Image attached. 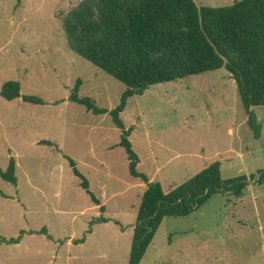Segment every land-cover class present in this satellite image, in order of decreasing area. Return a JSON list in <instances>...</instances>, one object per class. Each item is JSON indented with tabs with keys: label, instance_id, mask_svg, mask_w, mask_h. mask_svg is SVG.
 Instances as JSON below:
<instances>
[{
	"label": "rangeland",
	"instance_id": "374dc122",
	"mask_svg": "<svg viewBox=\"0 0 264 264\" xmlns=\"http://www.w3.org/2000/svg\"><path fill=\"white\" fill-rule=\"evenodd\" d=\"M79 1L0 0V89L7 81L20 87L12 100L0 95V170L12 157L16 176V184L0 176V264H128L144 182L130 175L122 130L109 112L97 115L68 100L77 80L79 97L107 110L125 90L68 47L62 18ZM234 1L194 0L212 7ZM252 110L259 137L222 67L151 85L127 99L120 118L131 128L137 170L167 192L214 161L223 179L262 174L264 105ZM246 184L244 190L258 188ZM242 196L214 194L188 216L164 217L138 264H264V193L253 202L248 190ZM101 215L106 222L90 225ZM19 235V243H7Z\"/></svg>",
	"mask_w": 264,
	"mask_h": 264
},
{
	"label": "trees",
	"instance_id": "16d2710c",
	"mask_svg": "<svg viewBox=\"0 0 264 264\" xmlns=\"http://www.w3.org/2000/svg\"><path fill=\"white\" fill-rule=\"evenodd\" d=\"M62 25L74 53L125 85L120 102L111 110L98 107L90 97H79L80 80L68 100L97 115L109 112L113 123L122 130L119 145L125 150L130 175L146 184L128 256V264H138L164 217L188 216L214 194L229 192L239 197L247 185L246 175L223 179L220 163L214 161L164 192L159 182L150 181L137 170L139 157L129 140L131 128L124 129L120 113L129 97L142 94L151 85L223 67L236 84L247 124L259 137L260 125L252 108L264 105V0H235L218 7L197 6L194 0H80L62 18ZM19 91L18 82L7 81L0 95L12 100ZM22 99L42 103L32 95H23ZM41 143L53 145L48 140ZM64 157L73 174L81 179V186L104 212V205L89 192V183L74 161ZM0 176L16 184L12 157L6 170H0ZM263 181L264 171L257 183ZM96 221L107 219L100 216ZM93 223L91 220L90 225ZM45 232L42 228L38 233L49 238ZM20 239L21 235L6 241L16 244ZM84 239L85 236L73 239V243Z\"/></svg>",
	"mask_w": 264,
	"mask_h": 264
},
{
	"label": "crops",
	"instance_id": "0c3cea01",
	"mask_svg": "<svg viewBox=\"0 0 264 264\" xmlns=\"http://www.w3.org/2000/svg\"><path fill=\"white\" fill-rule=\"evenodd\" d=\"M260 176V175H259ZM258 176V177H259ZM258 177H257V179H258ZM136 179H139V178H136ZM257 179H256V185H258L257 187L258 188H262L261 190H259L258 188H254L253 186H255V185H250L247 189H245V190H243L244 192L243 193H245V191H247L248 190V192H249V196H250V199H251V201L253 202V200H254V198H255V196L256 195H261V194H263L264 193V190H263V188H264V181L263 182H261V183H257ZM149 180H150V178H149ZM151 181V180H150ZM253 183H255V182H253ZM138 185L140 186V187H144V190H145V188H146V184L145 183H138ZM161 185V184H160ZM247 186V185H246ZM172 187H174V186H172ZM252 188V189H251ZM254 188V189H253ZM143 190V191H144ZM164 191V190H163ZM164 192H166V191H164ZM143 193V192H142ZM142 196V195H141ZM243 198H244V196H242V197H238V199L237 200H243ZM100 201V200H99ZM100 203H101V201H100ZM242 203V202H241ZM102 204V203H101ZM98 206V205H97ZM98 208H99V206H98ZM102 216V215H101ZM103 217V216H102ZM163 220V219H162ZM94 221H96V220H94ZM162 222V221H161ZM100 223V222H99ZM101 223H104V222H101ZM161 224V223H160ZM92 225V224H91ZM134 225V224H133ZM133 225H131V227H132V233H133ZM160 226V225H159ZM159 228V227H158ZM93 229L94 228H91L90 229V232H86L87 234H89V233H91L92 231H93ZM88 230V229H87ZM157 231V230H156ZM24 232H26V231H24ZM31 232V231H30ZM30 232H28V233H30ZM33 233H34V231H33ZM36 233V232H35ZM155 234V233H154ZM86 237V236H85ZM84 241H85V239H84ZM152 241V240H151ZM83 243V242H82ZM151 243V242H150ZM171 242H169V244H170Z\"/></svg>",
	"mask_w": 264,
	"mask_h": 264
},
{
	"label": "water",
	"instance_id": "95a60500",
	"mask_svg": "<svg viewBox=\"0 0 264 264\" xmlns=\"http://www.w3.org/2000/svg\"><path fill=\"white\" fill-rule=\"evenodd\" d=\"M260 174H261V173H258V174L256 175V177H255L252 181H249V180L245 179L244 182H245V183H253V182H256V179H257V177H258Z\"/></svg>",
	"mask_w": 264,
	"mask_h": 264
}]
</instances>
